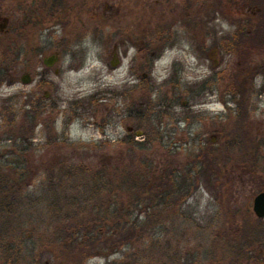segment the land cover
<instances>
[{
  "label": "rangeland",
  "instance_id": "1",
  "mask_svg": "<svg viewBox=\"0 0 264 264\" xmlns=\"http://www.w3.org/2000/svg\"><path fill=\"white\" fill-rule=\"evenodd\" d=\"M83 1V13L73 10L62 17L65 21L59 18L65 28L59 32V40L52 36L55 20L49 16L45 25H31V33L20 40L0 45V159L12 162L5 163L9 172L21 171L24 166V178L30 180L21 209L24 248L35 250L38 264H61L56 258L67 264H125L127 254L141 253L154 255V264H184L174 261V252H179L180 259L190 254L200 264L212 260L229 264L233 260L231 243L223 239L232 233L230 228L249 221L245 212L253 211V198L264 185V69L251 91L249 114L245 109L239 113L238 105L229 100L230 90L239 82L248 42L260 53L255 57L264 63V0H230L227 14L221 10L220 0H169L182 19L175 25L151 21L158 19L161 11L162 3L156 0ZM54 3L0 0L16 17L23 12L47 11ZM58 14L62 16V12ZM83 15L90 21L87 26L81 25ZM210 17L214 22L206 24ZM190 18L202 19V24L190 26ZM116 45L121 60L117 67L113 65ZM143 46L149 47V55H160L153 69L141 60ZM57 52L59 61L46 67L43 59ZM135 56L137 60H133ZM215 60H221L219 67ZM174 61H178L176 83L168 87L163 81ZM131 67L137 73L133 82L138 83L139 131L154 135L150 138L153 142L136 150L133 159L128 135H104L99 127L89 124L93 117L102 127L115 114L120 102L117 93L128 84ZM215 73L217 82L212 79ZM25 74L31 75V83L21 81ZM253 78L251 75L250 80ZM255 91L258 97L252 95ZM172 98L178 99L177 112L166 106ZM196 100L201 114L191 122L179 101L195 106ZM28 112L35 113L34 119ZM64 128L66 135H61ZM120 130L124 132V125ZM105 131L113 132L106 127ZM20 135H29L31 145L14 148V143L21 144L14 136ZM143 137L135 135L134 140L148 141ZM209 154L216 176L208 180L197 157L206 159ZM146 159L157 168L155 184L162 181L160 175L168 176L162 185L176 201L163 212L164 229L156 226L146 231L148 242L143 238L122 247L113 245L116 249L108 251L97 246L90 256H85L89 244L76 251L69 241L68 247L55 241L54 212L45 199L51 191L50 176L59 172L63 162L75 165L84 161L94 170L106 165L122 170L134 160L136 171ZM182 176L184 181L178 179ZM152 183L145 188V196L152 193ZM177 193H182L181 197L175 196ZM128 200V194L120 190L117 201ZM158 236L167 242L165 249L149 251L152 239ZM23 263L33 264L34 260L28 258ZM240 264L255 262L248 259Z\"/></svg>",
  "mask_w": 264,
  "mask_h": 264
},
{
  "label": "trees",
  "instance_id": "2",
  "mask_svg": "<svg viewBox=\"0 0 264 264\" xmlns=\"http://www.w3.org/2000/svg\"><path fill=\"white\" fill-rule=\"evenodd\" d=\"M240 78L238 79L240 82L233 87L239 113L243 109L242 97L244 95V91L241 89L244 81L243 78ZM239 92L242 94L240 97L237 96ZM26 114L33 119L36 116L34 112ZM128 136L132 159L135 157L134 152L147 147L153 142L150 138L154 137V135H144L143 138L148 137V141H135V135ZM14 138L15 142L21 139V144L14 143V148H19L20 145L26 146V143L31 145L29 135H20L19 138L14 136ZM241 140L244 141V139ZM229 148L230 146L226 147L227 150ZM25 149L22 153L26 152ZM9 154L14 153L10 151ZM131 161L122 170L108 165L94 170L87 167L84 161L75 165L65 162L61 164L59 172L52 174L56 176L57 181L54 182V177L50 176L51 191L45 199V202L49 201L48 207L54 212L53 238L56 242L59 241L64 246L70 244L71 248L73 247L76 251L89 244L90 247L86 248L85 256H90L94 254L97 246L108 251L116 246L134 244L145 238L146 231L148 232L156 226H163V212L166 207L176 202L172 201L171 193L164 190L162 185L168 176L160 175L158 179L162 181L155 184L157 177L155 173L158 171L157 168L152 167L148 159L141 161L143 166L136 171L134 170L135 161ZM197 161H200L204 176H207L208 180L210 176H216V171L213 170L216 165H214L213 157L210 154L206 159L204 156L197 157ZM5 163L12 165L9 160L1 161L0 159V261L1 264H24V260L33 258L34 263L38 264L36 261L39 259L35 255V250L24 248L26 238L23 223L25 220H22L21 209L24 200L27 199L25 191L30 185V180L24 178L25 169L22 170L24 166L21 171L9 172ZM17 163L23 164L18 160ZM178 179L185 180L184 176L178 177ZM151 182H153L150 184L152 193L145 196V188ZM120 190L128 194L127 202L119 203L117 201ZM260 191H264V185H261ZM181 195L182 193H177L175 196L181 197ZM253 214V211L247 210L244 216L249 221L240 228H237L239 225H236L235 229L233 228L235 236L233 235L234 240L231 242L230 253H232L235 262L249 259L253 262L261 261V264H264L262 257L264 219L256 217L253 219L251 217ZM164 240L162 236H158L157 240L152 239L149 251L151 248L154 252L157 251V248L165 249L167 242ZM144 241L148 242L146 238ZM69 255L72 256L71 253H68ZM172 257L175 262L181 261L179 252H174ZM62 259L56 258L61 264H67ZM126 259L128 260L125 261V264H154L157 261V258L149 253L127 254ZM42 264H48V262L45 261Z\"/></svg>",
  "mask_w": 264,
  "mask_h": 264
},
{
  "label": "flooded vegetation",
  "instance_id": "3",
  "mask_svg": "<svg viewBox=\"0 0 264 264\" xmlns=\"http://www.w3.org/2000/svg\"><path fill=\"white\" fill-rule=\"evenodd\" d=\"M54 1L55 3L53 4V7L47 11L41 10V12H38V10H34L27 14H24L23 12L22 15L21 16L19 15L18 17H16L17 15L12 14L10 11L5 10L3 5L0 4V45L6 44V43L9 44L13 41L20 40L21 37L24 36V34L31 33V31H29L31 30L30 29L31 25H37L38 23H42V26H43L45 25L46 19L49 16L54 17L55 22L53 23V26H52V36L54 37V40H57L59 38L58 34L61 31V29L62 28L63 30L65 29L62 23L59 21V18L61 17L60 20L65 21V19H62V17L69 16L70 13L73 12V10L81 11L83 13V8L85 7V3L83 0H54ZM155 2L162 3L158 9L161 11L157 13L156 15L158 19H153L151 21H158V22L161 21V23L163 24L169 23L170 25H175L176 22L178 24L180 23V21H182V19L180 18L181 17L180 14L174 10L176 8L172 6L173 1L156 0ZM219 3L221 4V7H222L221 10H224V13L227 14L226 12H227L230 0H220ZM26 6L27 4H24L23 8H26ZM214 8H216V6ZM58 12H62V16H60L61 14L59 15ZM63 12H66V13L63 14ZM195 15L196 14H194V16ZM80 18H82V22H81L82 26L89 25L90 21L87 17L83 15V16H80ZM20 21L22 23H20ZM183 21L185 20L183 19ZM202 21H203L202 19L197 20L196 18H190L187 24L190 26H194L200 23L201 25ZM213 22H214L213 18L210 17V21H207L206 24H211ZM14 23H17V24L14 25ZM34 31H37V30H34ZM193 38L195 39L196 37H193ZM80 42H83V41H80ZM258 42L261 43L262 41H258ZM247 45L248 46L246 48L245 57L242 62L244 65L242 64L243 66L240 69L241 75L239 77L243 78V81H244V84L241 86L242 91H244V95L242 97L243 109L247 110L246 112L249 114L251 102L249 103L248 100H249V97H251V91L255 90V83L257 84V80L260 77L259 75H263L261 72V69H264V63L260 57H255L260 54L258 53V50L256 49V47L251 45L249 42L247 43ZM140 50L143 51L141 52V56H142L141 60L147 66H150V69H153L155 62L160 57V55L157 56L154 54V52H151L152 55H149L150 53L149 47L147 46H143L142 48H140ZM113 54H114V57H116L115 62L113 64H117L118 66L119 62L121 61L119 58L118 45L115 46V51ZM137 58L138 57L135 56L133 60H137ZM177 62L178 61H174L172 63L169 76L165 78V80L163 81V85L168 86V87L169 86L173 87L174 83H176L174 82L173 78L177 77L176 76ZM215 65L219 67L221 65V60H215ZM0 66H1V63H0ZM251 75H254L253 80H250ZM1 78L2 76H0V80H2ZM136 78H137V73L135 69L131 67L130 72H129V77H128V80H129L128 84H125L123 86V89H120V91L117 93L118 97H120V102H119V105H117L115 109V114L111 118L107 119L105 124L103 126L101 125L102 127L97 126L98 122L96 120H93L94 118L92 117L89 124H91L93 128L95 126L99 127V129L104 135H111V134L112 135H138V132L140 129L138 128L137 119H138L139 113L141 112L138 109L139 103L137 100L138 83L133 82L134 80H136ZM212 79H213V82H217L219 79L218 73H215ZM249 86H252V87H249ZM210 89L212 88L210 87ZM170 91H172V88L170 89ZM234 94H235L234 90L231 89L229 93V96H230L229 100L233 104H237V101L235 100L236 94L235 95ZM240 95L242 96V94H240L239 92L237 96L240 97ZM252 95L257 96V97L259 96V94L256 91H255V94H252ZM177 102H178V99L172 98V100L167 101L166 106L169 108H172L171 110H174L173 112H177L175 110V108L178 105ZM179 103L180 105H182V107L185 110L183 112V114L187 115L185 118H190L192 120L191 122H196L195 120L201 114L199 112L200 110L196 108L198 107V100H196L195 106L191 105L189 102L179 101ZM58 105L59 104L56 101H54V108H57ZM255 108H257V106ZM147 110L148 109L144 111L146 113L147 112L150 113ZM186 121H188V119H186ZM122 125H124V132L120 130V127ZM250 125L252 124H249V126ZM105 127L106 129H112L113 132L111 131V133L108 134L105 131ZM65 130L66 129L64 128V131L63 133H61V135H66ZM142 135H146V133L142 132ZM230 229L232 230V233H228L229 237L226 239H223V241L228 240L231 243L234 240V237H233L234 229L233 228H230ZM181 260L183 261L184 264H200V262L195 261V257L190 254L189 255L184 254ZM208 264H223V263L221 261L212 260ZM229 264H236V262L231 259V261L229 260ZM255 264H261V261L255 262Z\"/></svg>",
  "mask_w": 264,
  "mask_h": 264
},
{
  "label": "water",
  "instance_id": "4",
  "mask_svg": "<svg viewBox=\"0 0 264 264\" xmlns=\"http://www.w3.org/2000/svg\"><path fill=\"white\" fill-rule=\"evenodd\" d=\"M59 54L53 53L48 57L43 59V63L46 67H53L59 61ZM117 66V64H113ZM21 81L24 84H29L32 81V77L30 74H25ZM137 136H142V132L139 131ZM253 212L255 213L257 218L264 219V191L258 193L253 199ZM263 259H264V249H263Z\"/></svg>",
  "mask_w": 264,
  "mask_h": 264
}]
</instances>
